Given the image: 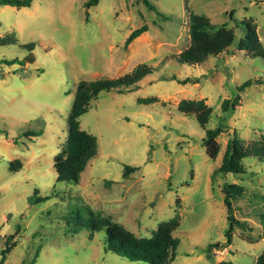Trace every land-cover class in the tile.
<instances>
[{
  "label": "rangeland",
  "instance_id": "1",
  "mask_svg": "<svg viewBox=\"0 0 264 264\" xmlns=\"http://www.w3.org/2000/svg\"><path fill=\"white\" fill-rule=\"evenodd\" d=\"M86 2L0 7V62L24 64L0 65V261L13 237L5 264H146L106 252L100 233L71 230L92 222L150 239L174 221L180 243L171 264H256L264 255V161L244 160L247 175L218 169L235 133L246 146L264 142V59L237 48L244 22L256 27L264 47V0H148L153 10L143 0H99L91 9ZM191 14L232 29L229 52L200 66L179 64L190 46ZM143 26L147 32L125 47ZM32 44L33 51L26 48ZM141 65L154 72L136 92H102L90 103L80 125L97 138L98 153L79 183H57L54 164L67 147L79 83L118 79ZM186 79L191 83L177 82ZM247 81L252 86L238 93ZM238 94L240 105L223 113L224 101ZM183 100L212 107L205 129L179 111ZM217 127L221 151L212 160L203 140ZM28 131L42 134L24 136ZM126 166L140 170L124 179ZM226 184L245 188L232 203L234 218L245 224L234 226L231 245ZM34 196L49 200L34 205Z\"/></svg>",
  "mask_w": 264,
  "mask_h": 264
},
{
  "label": "trees",
  "instance_id": "2",
  "mask_svg": "<svg viewBox=\"0 0 264 264\" xmlns=\"http://www.w3.org/2000/svg\"><path fill=\"white\" fill-rule=\"evenodd\" d=\"M144 4L153 10V6L148 0H143ZM33 0H0L1 6H13L15 8H30ZM99 4V0H87L85 7L91 9ZM245 36L238 43L237 48L241 52H246L253 59H264V47L260 42L257 29L250 22H244ZM147 32V27L143 26L134 30L125 42V47H128L134 40ZM190 46L178 55L177 61L181 65L200 66L208 58L218 56L224 52H229L236 42L234 31L228 30L226 26L213 25L212 22L198 14H191L189 22ZM29 46V47H28ZM26 46L27 49L33 51L35 45ZM24 62L34 64L35 59L27 58ZM0 65L12 67L15 65H24L23 61L18 59L3 60ZM153 69L141 65L133 70L131 74L114 80H96L80 82L72 104V110L69 117V128L67 135V147L64 150L63 157H59L54 164V169L57 173V183H79L82 173H84L89 162L94 159L98 153L97 138L88 134L81 129L80 119L88 113L90 103L99 97L102 92H115L119 95H125L136 92L138 83L148 76L153 74ZM174 81L177 80L173 77ZM180 85L191 83L190 79L178 80ZM199 81H196L198 84ZM253 81H247L237 88L238 93L244 92L252 86ZM241 103V97L238 94L231 100H225L222 105L223 113L234 111ZM179 111L186 116L194 117L197 123L203 128L209 123L214 110L208 106L205 100L193 101L183 100L179 107ZM41 132L28 131L24 136L37 138L41 136ZM222 134V129L217 127L206 131V136L203 140V145L206 148L208 156L215 160L221 151V146L217 139ZM249 158H256L264 161V142H253L251 146H246L244 142L235 135L229 140L226 151L223 156L222 164L218 169V173L247 175V167L243 161ZM140 170L139 167L126 166L124 168L123 178L129 179L131 174ZM224 204L228 211L227 221L229 227L227 230L228 244H232V233L234 226H242V223L236 220L232 214L233 201L242 197L245 188L239 184H226L223 188ZM38 193L35 192V196ZM32 199L34 205L45 203L49 200L48 197H35ZM264 204V197H263ZM74 214H77L76 211ZM79 215V213H78ZM81 219V216H79ZM261 225L264 229V211L260 217ZM177 223L172 221L163 224L159 231L150 239H137L134 235L126 232L124 229L116 226H101L94 225L88 222L85 225H80L79 228L72 229V233L79 234L86 230H91L94 234H102L105 243V251L115 253L131 262H140L146 264H171L175 260L176 249L179 246V239L173 236ZM89 228V229H85ZM13 237H9L5 243V250L2 253L0 264H5L7 255L11 251L10 242ZM216 246V245H214ZM210 250V249H209ZM221 264H233L232 262H222ZM256 264H264V255H261Z\"/></svg>",
  "mask_w": 264,
  "mask_h": 264
}]
</instances>
